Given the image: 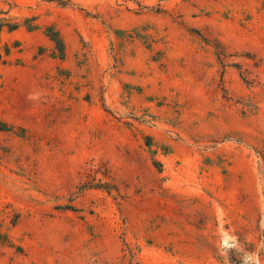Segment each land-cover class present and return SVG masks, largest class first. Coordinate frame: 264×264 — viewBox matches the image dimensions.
<instances>
[{
	"label": "rangeland",
	"instance_id": "rangeland-1",
	"mask_svg": "<svg viewBox=\"0 0 264 264\" xmlns=\"http://www.w3.org/2000/svg\"><path fill=\"white\" fill-rule=\"evenodd\" d=\"M0 21V264H264V0Z\"/></svg>",
	"mask_w": 264,
	"mask_h": 264
},
{
	"label": "trees",
	"instance_id": "trees-1",
	"mask_svg": "<svg viewBox=\"0 0 264 264\" xmlns=\"http://www.w3.org/2000/svg\"><path fill=\"white\" fill-rule=\"evenodd\" d=\"M19 25L20 24L16 23V24L11 26V25L5 24L3 21H0V36H1L2 31H3L5 26H9L10 30H14ZM38 27H39V25L36 24V25H33V26H29L28 28L30 30H32V29H36ZM49 36L57 44V47H59L60 52H61L60 54L63 57V55H64V43H63L62 37L60 36V34L58 32L49 33ZM4 61H5V53H4L3 49L0 47V66L4 63Z\"/></svg>",
	"mask_w": 264,
	"mask_h": 264
}]
</instances>
